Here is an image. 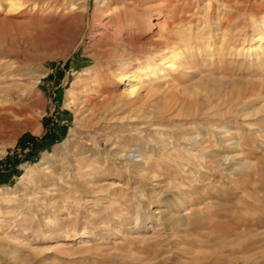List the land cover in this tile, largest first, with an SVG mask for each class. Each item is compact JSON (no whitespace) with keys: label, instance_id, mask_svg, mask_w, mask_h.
I'll use <instances>...</instances> for the list:
<instances>
[{"label":"rangeland","instance_id":"obj_1","mask_svg":"<svg viewBox=\"0 0 264 264\" xmlns=\"http://www.w3.org/2000/svg\"><path fill=\"white\" fill-rule=\"evenodd\" d=\"M169 2L160 29L124 25L180 55L133 103L104 101L123 65L91 55L87 27L57 38L46 11L14 26L37 84L0 142V264H264V50L232 48L264 38V0Z\"/></svg>","mask_w":264,"mask_h":264},{"label":"bare ground","instance_id":"obj_2","mask_svg":"<svg viewBox=\"0 0 264 264\" xmlns=\"http://www.w3.org/2000/svg\"><path fill=\"white\" fill-rule=\"evenodd\" d=\"M87 3L88 0H0V142L2 141L5 145L10 144L15 134L29 124L23 119L27 109L21 105V102L35 94L37 81L33 74L26 73L22 69L21 63L27 61V58L17 48L23 42L24 33L20 34L14 26L22 23L28 24L38 13L42 14L46 11L43 17L46 15L52 17L54 22L49 27L47 26V29L57 32V38L76 40L87 27L91 55L107 62L121 61L120 65L123 66L104 76L105 80H109L112 84L111 88L106 87L107 98L104 99L106 102L117 105L121 102L133 103L131 99L134 98L137 101L142 91L145 92L144 95L150 96L153 88L157 87L152 84L165 77L164 68L175 70L179 67L177 59L180 55L177 53L168 56L165 53L172 43H175L172 38L152 41L149 44L155 48L147 53L144 48L148 45L147 43L132 42V32L124 33L123 31L127 22L138 29L150 20V16L155 17L153 24L160 29L159 18L165 20V10L170 7L171 3L169 0H101L96 2V11L88 24L86 23ZM10 17H20L29 21H17ZM233 47L239 52L263 51L264 38L259 36V39ZM120 50L123 53L119 54ZM87 97L84 98L87 99ZM102 103H94L92 108H100L99 105ZM9 128L12 129L11 135L7 132ZM73 133L76 134V132ZM212 149L213 147L209 145L202 147L201 151L210 153ZM117 154L118 158L125 159L127 166L132 167L139 164H134V161H145L144 170L149 161L147 154H139L137 160L133 159L129 151ZM210 156L214 157V154ZM216 159V162L224 160L223 157ZM43 162L45 160L41 161ZM120 186L119 182L111 181L107 187H109L108 190H116ZM134 220L138 223L144 218L136 216Z\"/></svg>","mask_w":264,"mask_h":264}]
</instances>
